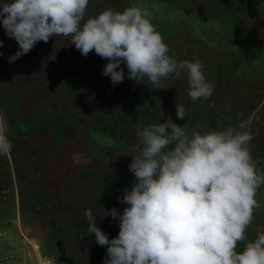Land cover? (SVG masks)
Returning <instances> with one entry per match:
<instances>
[{
	"label": "clouds",
	"instance_id": "1",
	"mask_svg": "<svg viewBox=\"0 0 264 264\" xmlns=\"http://www.w3.org/2000/svg\"><path fill=\"white\" fill-rule=\"evenodd\" d=\"M88 5L89 0L0 3V22L19 45L9 63L38 42L62 36L84 57L94 50L110 61L102 74L113 86L125 79L123 63L128 79L141 83L147 78L152 90L164 89L161 81L170 74L186 73L193 102L212 96L214 85L206 80L203 64L169 55L146 8H107L85 21ZM176 115L186 118L183 105L176 104ZM248 124L189 135L169 117L138 130L140 144L129 165L135 179L120 200L127 206L122 214L115 208L107 212L119 221L118 237L109 239L92 209L84 213L89 233L107 248L104 264H264V231L237 251L247 240L260 207L256 193L264 185V172L258 171L248 147L253 140ZM11 148L0 133V155Z\"/></svg>",
	"mask_w": 264,
	"mask_h": 264
},
{
	"label": "rangeland",
	"instance_id": "2",
	"mask_svg": "<svg viewBox=\"0 0 264 264\" xmlns=\"http://www.w3.org/2000/svg\"><path fill=\"white\" fill-rule=\"evenodd\" d=\"M12 2L14 0H0V3ZM131 6H140L152 13L151 23L163 37L169 55L178 62H201L204 70L209 69L204 74L206 80L215 84L214 87L223 86V91L214 92L213 89L212 96L206 100L220 98L224 101L221 106L224 114L217 115V121L224 123L220 125L223 129L249 121L248 130L253 140L248 147L258 171L264 172V106L258 108L264 101V0H89L85 21L107 8L122 12ZM0 41H3L0 96L7 99L6 88L11 80L32 87L22 100L8 95L11 104H24L22 109L14 106V111L6 112L0 108V133H4L12 145L10 153L0 155V264L52 263L47 257L49 254L40 249L38 239L46 230L45 224L50 231L54 224V219H44L49 205L45 198L48 200L54 194L49 190L53 183L50 178L56 174L50 166L55 162L56 156L52 155L55 148L47 145L50 140L44 136L54 126L53 115L57 112L79 114L84 118L78 124L79 132L91 126L95 131H103L106 121L119 118L120 108L136 110V105L141 109L129 115V121L146 114L151 117L149 122L156 117L164 123L169 118L168 113L174 110L168 103L186 102L190 85L186 73L179 77L170 74L161 81L164 89L152 90L147 78L141 83L128 79V69L122 63L125 79L113 86L102 74L110 61L97 56L94 50L84 57L71 44L70 38L62 36L52 37L47 43L38 42L25 57L26 61L23 56L9 63V57L19 50V45L8 37L2 22ZM22 65L25 69L14 73ZM67 85H73L75 91H66ZM9 89L13 92L12 86ZM50 98L56 102L49 104ZM34 99L39 100L38 108H34ZM125 101L132 102L133 106L126 107ZM151 104L156 106L153 108ZM204 111L206 114V107ZM49 116L53 118L51 121L46 119ZM61 153L65 160L71 157L70 150ZM8 167L13 171L15 186L2 172ZM255 199L260 207L247 230V240L240 243L237 251L253 241L257 232L264 231V185L257 190ZM50 238L55 239L54 236ZM10 254L13 260L9 259ZM52 254L61 256L64 253ZM73 261L72 264H78Z\"/></svg>",
	"mask_w": 264,
	"mask_h": 264
},
{
	"label": "crops",
	"instance_id": "3",
	"mask_svg": "<svg viewBox=\"0 0 264 264\" xmlns=\"http://www.w3.org/2000/svg\"><path fill=\"white\" fill-rule=\"evenodd\" d=\"M203 71L206 74L209 69L205 68ZM222 87L220 84L217 85L214 87V92L223 91ZM7 89L5 97L9 100V88ZM64 89L69 92L75 91L73 85H67ZM2 98L4 97L2 96ZM49 100V104L56 102L51 101V98ZM130 103L132 104L130 101H125L124 105L132 107L133 105ZM177 103L185 108L187 116L184 120L177 118L175 111ZM168 104L174 108L168 113V117L177 125L185 127L189 135L194 131L203 134L223 130L220 126L224 124L223 121H217V115L220 117L224 114L221 109L224 101L220 98L212 99V101L202 98L193 102L188 96L186 102L170 101ZM151 105L153 108L156 106ZM118 106L122 107L121 104ZM262 106H264V101L258 108ZM205 107L207 108L206 114ZM135 108L136 110L127 111L120 108L119 118L106 121L104 125L106 128L103 127V131H95L91 126L90 129L88 127L79 132L78 124L80 120L84 119L79 114L73 116L57 112L53 115L54 126L49 132H45L44 136L50 140L47 145L50 148L51 146L55 148V152L52 154L56 156L55 162L50 166L54 167L56 174L50 178L53 179V183L49 190L54 191V194L48 200L45 198V203L49 205L46 208L44 219L46 221L54 219V224L52 225L53 231L47 230V224H45L46 230L38 239L40 249L49 254L47 257H50L49 260L52 261V264L55 262H57L56 264H72L73 260L78 264L84 262L86 264H104L107 248L98 245L95 242L94 234L89 233L88 221L84 215L85 210L92 209L93 215L97 218V226L108 235L110 240L118 237L119 221L114 220L110 215L107 216V212L115 208L122 214L123 209L127 206L120 203V200L125 189L131 190L135 179L129 171V165L133 162L132 156L137 154V146L140 144L138 130L163 123L156 117L152 122H149L148 119L151 120V117L146 114L142 115L141 112L140 117L133 118L137 119V122L129 121V115L141 109L136 105ZM53 118L46 117L50 121ZM87 122L94 125L89 120ZM65 150L71 152V157L67 160L61 156V152ZM2 172L6 174L10 184L15 186L11 174L13 173L12 169L8 167L7 171L2 170ZM51 236H54L55 239L50 238ZM43 243L44 248H42ZM55 252L64 254L54 256L52 253ZM80 253L85 254L80 255Z\"/></svg>",
	"mask_w": 264,
	"mask_h": 264
},
{
	"label": "trees",
	"instance_id": "4",
	"mask_svg": "<svg viewBox=\"0 0 264 264\" xmlns=\"http://www.w3.org/2000/svg\"><path fill=\"white\" fill-rule=\"evenodd\" d=\"M27 56H29V53L28 54H26V55H24V58H23V61H26L25 60V57H27ZM24 65V64H23ZM22 65V66H23ZM24 67V66H23ZM23 67H20V69L19 68H17V71H14V73L15 72H18V73H20V71L22 70V69H25V67L23 68ZM22 68V69H21ZM23 71V70H22ZM17 75H19V74H17ZM10 86H8L7 88H9V87H11L12 86V89H13V92H12V90L11 89H9V92H8V95H9V93L11 94V96H13V98L15 99L16 98V100H22V97L28 92V90H30V89H32V87H27L26 85H24L23 83H19V82H17L16 81V79L15 80H11L9 83H8ZM6 88V92L8 91V89ZM1 94V93H0ZM33 102L35 103L34 105V108L35 107H39V100L38 99H34L33 100ZM14 106H16L18 109H22L23 107H24V104H22L21 106H19V105H17V103H15L14 104V102L11 104V102L8 100V102L4 99V98H2V96H0V108L2 109V110H4V111H8V110H12V111H14ZM41 106V105H40ZM10 107H12V109H10ZM21 107V108H20ZM6 109V110H5ZM20 111H22V112H20V113H24V111L23 110H20ZM3 118H5L4 116H3ZM13 160H15V158L13 157Z\"/></svg>",
	"mask_w": 264,
	"mask_h": 264
},
{
	"label": "built area",
	"instance_id": "5",
	"mask_svg": "<svg viewBox=\"0 0 264 264\" xmlns=\"http://www.w3.org/2000/svg\"><path fill=\"white\" fill-rule=\"evenodd\" d=\"M19 235L21 236V237H23L22 236V233H19ZM33 249L31 248V251H32ZM24 253L27 255V256H30V254L28 253V251H24ZM13 255L12 254H10L9 255V259H12L13 260ZM49 262V261H48ZM33 264H44V263H42V262H40V263H38L37 261L36 262H34Z\"/></svg>",
	"mask_w": 264,
	"mask_h": 264
},
{
	"label": "bare ground",
	"instance_id": "6",
	"mask_svg": "<svg viewBox=\"0 0 264 264\" xmlns=\"http://www.w3.org/2000/svg\"><path fill=\"white\" fill-rule=\"evenodd\" d=\"M34 246H35V248H37V244H35ZM42 263H44V264H52V263H50L48 261H42Z\"/></svg>",
	"mask_w": 264,
	"mask_h": 264
}]
</instances>
